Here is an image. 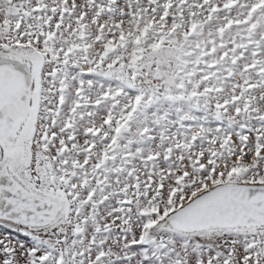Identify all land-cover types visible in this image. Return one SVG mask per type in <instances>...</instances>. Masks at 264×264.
I'll list each match as a JSON object with an SVG mask.
<instances>
[{"label": "snow or ice", "instance_id": "obj_1", "mask_svg": "<svg viewBox=\"0 0 264 264\" xmlns=\"http://www.w3.org/2000/svg\"><path fill=\"white\" fill-rule=\"evenodd\" d=\"M0 264H264V0H0Z\"/></svg>", "mask_w": 264, "mask_h": 264}]
</instances>
